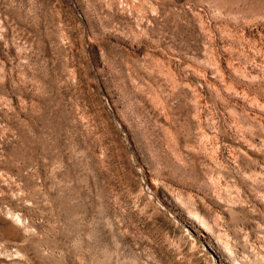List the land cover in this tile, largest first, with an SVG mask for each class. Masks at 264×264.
Instances as JSON below:
<instances>
[{"label":"rangeland","instance_id":"1","mask_svg":"<svg viewBox=\"0 0 264 264\" xmlns=\"http://www.w3.org/2000/svg\"><path fill=\"white\" fill-rule=\"evenodd\" d=\"M0 264H264V0H0Z\"/></svg>","mask_w":264,"mask_h":264},{"label":"bare ground","instance_id":"2","mask_svg":"<svg viewBox=\"0 0 264 264\" xmlns=\"http://www.w3.org/2000/svg\"><path fill=\"white\" fill-rule=\"evenodd\" d=\"M228 247H229V243H228Z\"/></svg>","mask_w":264,"mask_h":264}]
</instances>
